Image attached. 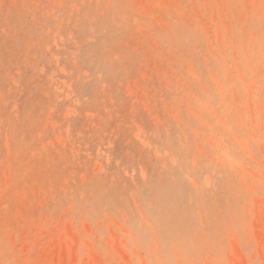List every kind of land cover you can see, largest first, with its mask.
Instances as JSON below:
<instances>
[{
	"label": "rangeland",
	"instance_id": "1",
	"mask_svg": "<svg viewBox=\"0 0 264 264\" xmlns=\"http://www.w3.org/2000/svg\"><path fill=\"white\" fill-rule=\"evenodd\" d=\"M0 264H264V0H0Z\"/></svg>",
	"mask_w": 264,
	"mask_h": 264
}]
</instances>
